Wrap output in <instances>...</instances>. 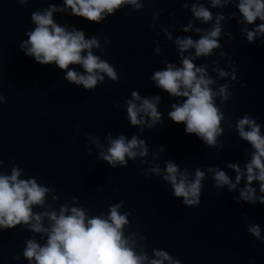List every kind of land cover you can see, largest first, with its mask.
<instances>
[{"label": "water", "instance_id": "obj_1", "mask_svg": "<svg viewBox=\"0 0 264 264\" xmlns=\"http://www.w3.org/2000/svg\"><path fill=\"white\" fill-rule=\"evenodd\" d=\"M238 3L137 0L139 7L122 4L95 23L72 15L64 0H0V175L10 176L18 169L19 179H34L48 189L44 204L32 206L33 214L42 215L44 228L51 227L44 213L59 214L67 207L70 214L75 207L88 218L107 217L111 207L119 205V212L127 214L124 235L137 255L147 256L145 264L160 259L156 251L167 252L181 264H264V204L238 203L246 178L230 191L228 185L216 186L214 172L225 171L235 183L237 173L228 165L235 163L243 170L252 158V145L238 132L240 119H255L264 135V35L248 42L247 32L261 21L247 24ZM53 5L65 9L53 12L58 25L82 29L85 39L98 41L91 51L114 68L117 79L101 73L104 80L86 89L69 82L66 71L55 63L41 65L21 51L27 33L36 27L32 14ZM193 6L208 9L212 19L197 18ZM219 16L220 47L199 57L195 48L183 53L215 81L210 87L223 113L222 132L214 145H208L196 134H186L185 124L169 116L172 105L182 104L186 97L170 94L152 77L168 64L182 67L176 40H199L216 26ZM69 67L85 74L80 64ZM225 85L227 99L220 92ZM133 91L141 98L160 97L157 123L152 125L145 115L143 124H131L127 109ZM121 135L126 141L143 140L147 155L126 156V166L112 167L100 154ZM168 162L176 163L190 180L197 170L204 172L198 206L173 196L171 183L164 179ZM157 167L160 173L153 171ZM252 187L257 196L264 195L258 181ZM33 223L0 228V264H29L24 256L27 242L47 243V233L32 229ZM252 226L260 227V238L249 231Z\"/></svg>", "mask_w": 264, "mask_h": 264}, {"label": "clouds", "instance_id": "obj_2", "mask_svg": "<svg viewBox=\"0 0 264 264\" xmlns=\"http://www.w3.org/2000/svg\"><path fill=\"white\" fill-rule=\"evenodd\" d=\"M24 2L25 0H21V3ZM212 2L213 6L221 4V0ZM127 3L137 4V0H64L66 8L71 9L72 15L95 23L102 21L105 14H112L122 4ZM237 7L247 24H255L257 19L261 21L254 30L247 32L248 42L255 43L257 35H264V0H239ZM57 10L65 9H57L53 5L51 10L32 14L36 27L27 33L28 39L21 43V51L41 65L55 63L61 70L66 71L65 78L69 82L83 85L86 89H92L98 80H104L101 73L117 79L114 68L92 53L91 49L98 46V41L95 38L85 39L82 29L77 30L73 27L70 31L67 27L58 25L53 20V12ZM193 12L204 22L212 19L211 12L203 6H193ZM220 19H223V16H219L216 26L199 40L191 37L178 38L176 43L181 50L183 66L168 64L166 69L155 72L152 77L159 87L170 94L186 97L182 104L172 105L174 110L169 116L175 123L185 124L186 134H196L208 145H214L216 136L222 132L219 125L223 113L219 112L215 105L213 98L217 93L210 87L215 81L207 77L203 67L193 63V57H184L183 53L195 48V56L199 57L210 55L213 49L220 47L217 39L221 35ZM187 30L189 29H185ZM196 31L199 32L200 29ZM73 64L82 65L85 74L69 67ZM219 74L227 75L223 71ZM226 89L227 85L220 90L225 99ZM132 96L134 99L128 101L127 109L132 125L143 124L145 115L151 117L152 125L160 120L161 113L157 110L159 96L151 99L141 98L136 91H133ZM138 101L140 103H137ZM237 128L240 137L252 145L254 149L252 158L243 170L238 164L228 165L237 173L235 183L225 171L214 170L216 186L228 185L231 191L246 178L247 183L241 190L237 202L255 204L259 201L264 204V195L257 196L256 188L252 187L253 182L258 181L259 192L264 193V135L261 134V125L256 123L255 119L245 116L238 121ZM147 151L143 140L133 137L126 141L121 135L118 139L110 140L107 153L101 152L100 155L112 167H116L118 163L121 166L127 165L126 156L128 158L145 156ZM153 171L160 173L161 169L157 167ZM204 175V172L197 170L195 178L190 180L188 174L180 171L176 163L168 162L164 179L171 183L174 197H183L184 204L195 207L200 204ZM19 176L18 169H13L10 176L0 175V228H13L22 222L27 224L34 220L35 223L31 224L32 229L47 233V243L43 246L34 240L27 242L24 256L29 260V264H145L147 256L137 255L124 235L123 227L128 223L127 214L119 212V205L111 207L107 217L88 218L83 209L75 207L70 210V214H66L69 212L67 207L62 208L59 214L44 213L43 215H47L51 221V227L44 228L41 223L42 215L33 214L32 206L44 204L48 189L39 186L34 179L21 180ZM249 231L260 238L259 226H252ZM155 255L160 259H153L150 264H164L165 260H168L169 264H181L167 252L156 251Z\"/></svg>", "mask_w": 264, "mask_h": 264}]
</instances>
